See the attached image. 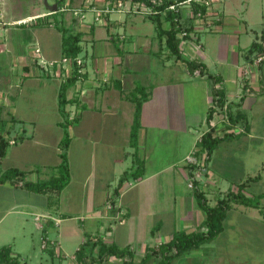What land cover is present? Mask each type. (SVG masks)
<instances>
[{
	"label": "crops",
	"instance_id": "1",
	"mask_svg": "<svg viewBox=\"0 0 264 264\" xmlns=\"http://www.w3.org/2000/svg\"><path fill=\"white\" fill-rule=\"evenodd\" d=\"M66 4L72 7L60 6L66 10L63 23L85 32L83 49L88 53L91 45L92 55L90 65L88 55L83 57L85 76L67 91L71 100L67 110L74 119L68 129L70 180L59 191L35 192L25 182L44 181L59 174L65 135L59 106L60 86L66 73L61 62L62 34L54 24L35 22L36 18L48 17L60 7L54 1L47 10L33 15L12 17L7 22L0 20V127L20 135L19 141L10 144L5 156L0 157V176L10 168L25 172L24 177L0 182V225L15 220L16 231L33 237L32 223L39 229L42 240H48L44 253L52 259L58 255L56 247L65 255L61 258H66L65 241L72 244L77 241L72 264H79L76 252L87 235L120 248L129 247L136 256L139 255L136 242L144 245L146 240L157 236L169 241L178 231L199 230L205 213L194 188L189 186L191 166L187 156L209 129L207 117L213 83L207 75L188 71L185 62L190 59L203 61L208 72L222 79L228 102L241 101L234 110L245 113L249 122L245 133L223 140L214 151L208 163L209 189L204 185L208 189L205 196L209 199L208 191L217 193L231 189L232 185L238 187L249 176L257 178L249 179L247 190L253 182L264 179L260 172L241 174L233 159L227 160L226 155L238 149H256L255 141L250 143L257 135L253 122L264 121V63L260 64L255 55L247 57L251 45L245 49L239 44L240 22L237 27H230L224 9L211 6L208 18L211 26H195V32L183 45L181 59H176L169 55L165 40L159 39L156 29L150 37L147 33L126 32V28L138 24L136 13L116 12L125 15L118 20L112 19L111 13L106 21L107 31L100 33L97 24L84 23L91 20L73 13L77 4L70 0ZM55 5L56 10L52 8ZM80 7L86 9L85 3ZM68 15H71L69 22ZM122 26L125 31L116 32ZM220 30L231 35L229 40L217 38L215 44L204 48L200 34ZM254 41L264 46V34L261 41ZM230 45L233 51L229 50ZM35 47L41 49L38 56L34 54ZM138 85L147 88L148 98L142 104L141 124L133 145L132 97ZM26 98L28 102L24 105ZM226 143L228 146H224ZM73 148H76L75 157ZM219 151L225 154L220 156ZM134 154L143 162V174L124 182L118 195H113L121 175L135 166ZM208 203L215 205L210 200ZM254 209L258 211L257 217H264L260 209ZM77 218L81 219L74 222ZM118 220L120 225L115 228L113 222ZM114 231L122 245L108 238L114 236ZM5 245L21 261H27L22 253L13 250L12 243ZM147 246L155 245L146 244L144 250ZM113 257L99 264H119ZM40 259L41 263L48 260Z\"/></svg>",
	"mask_w": 264,
	"mask_h": 264
},
{
	"label": "trees",
	"instance_id": "2",
	"mask_svg": "<svg viewBox=\"0 0 264 264\" xmlns=\"http://www.w3.org/2000/svg\"><path fill=\"white\" fill-rule=\"evenodd\" d=\"M133 3H144L151 7V11L147 14V18L151 20L158 33V37L161 40H165V48L169 52L171 57L181 59L183 54V41L191 38V34L195 32V19L198 17V12L201 11L203 16H207L208 6L198 2L197 0H164L162 3H153L151 0H132ZM191 6V14L184 17L181 13L182 5L187 3ZM172 4H176V9H168ZM64 5L67 7L65 0H59L58 6ZM52 13L48 17L36 18L37 25H50L54 24L56 28L61 32V51L62 57H68L73 62V72L61 83L59 91V106L60 112L64 118L63 125L65 129V135L61 142V163L59 165L58 176L44 181H26L25 186L35 192H42L46 190H61L64 188L70 180V166L68 159V148L71 143V136L69 134V126L74 122V119L70 118V113L67 110L71 100L68 99L67 91L69 87L74 85L78 79L84 77L85 74L79 72L80 66L77 64V58L83 52V36L85 32L74 29V27L65 25L63 23V14L65 9ZM53 18L52 21L50 19ZM221 20V18H220ZM218 20V21H220ZM169 24L168 27L165 24ZM186 32V35L181 37L179 34ZM255 55V58L264 54V46L262 42L254 41L251 44L250 49L247 51V57L249 55ZM186 67L190 73H199L201 75H207L212 80V105L209 108L207 121L209 129L202 135L198 142V147L201 152L206 154L205 162L206 167L210 162L214 151L219 144L231 137H235L245 133L249 129V122L247 115L241 111H235L234 107L241 105L240 102H228L226 91L222 85V79L215 74L208 72L206 65L199 59H190L186 62ZM264 63V58L260 61V64ZM148 98L147 88L142 85H138L135 89L132 100L135 103L134 120L132 124L131 141L132 144H136L138 137V129L141 124L142 104ZM223 113L228 118L229 122L233 126H240V131L226 130L222 135L218 132V127L212 124L216 114ZM0 127V157H4L9 147L8 141L2 136ZM135 155V154H134ZM135 166L126 170L120 177L118 186L114 190L113 195H118L119 188L131 178H138L143 174V162L134 156ZM25 172L17 168H10L0 176V182L12 180L16 177H24ZM193 172L191 169V177ZM256 177H250L248 179H256ZM195 197L200 207L204 210L205 218L202 226L199 230L190 233L184 231L176 232L173 237L167 241L155 246H147L144 252V256L137 264H146L151 258H159L160 264H171L175 258L184 255L194 249L200 248L203 244L216 239L224 231V221L227 218L228 212L233 203H239L247 207H253L260 209L264 214V192L259 194L247 195L244 193V189L247 185V181L239 184L236 192L230 191L223 197L219 198L215 205H210L205 196V193L199 188L197 180H193ZM113 200V197L111 198ZM113 202V201H112ZM155 229L153 230V233ZM98 247V254L95 249ZM115 256L117 258H123V264H136L134 259V253L129 247L120 248L116 244L106 243L101 238L95 239L91 235H87L86 239L76 252V258L79 264H99ZM0 264H29L27 261H21L18 256L12 254V248L8 245L0 247Z\"/></svg>",
	"mask_w": 264,
	"mask_h": 264
},
{
	"label": "rangeland",
	"instance_id": "3",
	"mask_svg": "<svg viewBox=\"0 0 264 264\" xmlns=\"http://www.w3.org/2000/svg\"><path fill=\"white\" fill-rule=\"evenodd\" d=\"M55 2L58 3L59 0H0V20L1 21H9V19L17 18V17H25L28 15H33L38 11L47 10L48 7ZM66 2L68 0H65ZM72 4H77V9L79 13H84L87 16H85V19L91 20V21H83L84 23L87 22L89 24H97L100 28L101 32L107 31V25L103 22H97L94 21V7H101L103 4H105L109 0H70ZM127 3L133 2L132 0H125ZM85 3L86 9H82L80 7L81 3ZM50 3V5H49ZM212 7L214 8H221L224 9V13L226 15V19L229 22V26L237 27L239 22L241 23L240 27L242 29L241 32L237 33L240 41L239 44L247 49L251 43L254 40H260L262 38V35L264 34V0H213L212 1ZM64 6V5H63ZM70 6V4H69ZM67 6V7H69ZM65 7V8H67ZM72 7V6H70ZM68 10V9H67ZM75 10L73 13L75 14ZM190 11V5L184 4L182 5V12L184 14H188ZM68 12H70L68 10ZM67 12V13H68ZM88 13V14H87ZM132 13H136L135 16L138 18V24L129 29L126 28L127 33H135V34H143L146 33L152 35L154 33L155 25L154 23L147 18L146 15L143 13H138L132 11ZM71 15H68L67 22L71 21ZM109 15L105 16V20L109 21ZM124 18L125 15L119 14V13H112V19L118 20V18ZM142 17H146V20ZM74 20V19H73ZM238 23V24H237ZM65 25H69L65 22ZM169 26V24H168ZM22 28V27H21ZM125 27H120L116 29V32H124ZM201 35V41L204 43V46L207 45V48L211 46V44H215L217 38L222 40H229L230 34H227L224 30H220V32H203ZM184 44V43H183ZM206 48V46L204 47ZM230 51H233V47L230 45L229 48ZM88 55L89 59V65L91 63V55H92V47L91 45L88 46V53L86 52V48L83 49V52L81 53V57H86ZM28 102L27 98L26 100H23L24 105ZM215 122L216 124L220 125L221 127H218V131L220 134L225 133L226 130H235L236 132L240 131V126H233L231 122H229L228 118H226L223 113L216 114L215 115ZM259 121L253 122V129H255L256 132V138L251 139L250 143L255 141V147L254 150H241L238 149L234 153H227L228 156L227 160L229 158L233 159V164L239 168L238 171L241 172V174H245L246 172L252 174L261 173L260 175L264 177V121L261 119H258ZM202 129H206V126H203ZM229 143H226L224 146H228ZM199 148V147H197ZM200 150V149H199ZM73 156L76 155V148H73ZM224 151H219L218 155L225 154ZM205 154V153H204ZM230 156V157H229ZM226 158V156H225ZM226 160V161H227ZM189 164V163H188ZM191 166V169L194 170V172L197 174L200 173L199 180H197L198 183L201 185V190L206 193V191L209 189V180H208V174H210V167L209 164L198 169L195 166ZM5 166V163L2 164V167ZM262 167V169H260ZM74 169L75 162H74ZM260 169V170H259ZM255 171V172H254ZM249 176L248 178H250ZM256 177V176H255ZM246 179L248 182L249 179ZM253 180V179H251ZM204 185L207 186V188L204 187ZM239 187V184H237ZM250 188L247 190L244 189V193L247 195H253V194H259L264 192V179L261 181L253 182L251 185H249ZM195 187V186H194ZM237 186H233L231 189H228L226 191L224 190H218L219 195L216 196L217 193L215 192H209V199L212 202V204L217 201V199L223 197L226 193L230 191L236 192L238 190ZM204 211V210H203ZM264 211V210H263ZM256 209L251 207H246L239 203H233L231 209L228 212L227 218L224 221V231L214 240L209 241L201 246L200 249H195V251H190L188 253H185L184 255L178 256L173 260V264H264V217H257ZM261 214L263 212L260 210ZM79 219H74V222H79ZM84 219V218H83ZM34 220V219H32ZM30 220L31 222H33ZM120 220L114 221L113 226H119ZM17 224H15V220H6L2 225H0V247L4 244L12 243L13 250L17 251L18 253H22V257H25V259L28 261L29 264H72V255H74V252L77 247V241L72 244V241H65L64 246L66 251V258H61L64 253L59 248L57 250V247L55 251L57 252V258L52 259L51 256L44 253V248L42 247V238L39 236L40 231L39 229H36L34 225L31 223V229L33 231V237H30L29 234H26L23 236L21 231H16ZM88 227V226H87ZM116 231V230H115ZM113 237H108L111 240L116 239V242L122 245V242L118 240V236L115 235ZM119 232V230H118ZM101 235L104 234V232H100ZM120 238H121V232ZM81 234V238H82ZM113 235V234H112ZM150 238L149 240H144L145 244L137 243L136 242V249L137 253L139 255L134 256L135 263L137 264L140 260V258L144 254L143 252L144 247L146 244L151 245H158L159 243H163L167 241V238ZM143 246V249H142ZM96 254H98V250L95 251ZM142 253V254H141ZM140 255H142L140 257ZM65 256V255H64ZM41 257H45L48 260H45L43 263H41ZM113 260L115 262H118L121 264L123 262V258H115L113 257ZM159 262V258L153 257L151 260H149L146 264H152ZM171 263V264H172ZM104 264H109L108 262Z\"/></svg>",
	"mask_w": 264,
	"mask_h": 264
},
{
	"label": "built area",
	"instance_id": "4",
	"mask_svg": "<svg viewBox=\"0 0 264 264\" xmlns=\"http://www.w3.org/2000/svg\"><path fill=\"white\" fill-rule=\"evenodd\" d=\"M153 3H162L164 0H151ZM190 1V0H189ZM189 1H187V3L185 2V4H189ZM198 2L202 3V4H205L208 6V12H207V16L204 17L202 12L199 11L198 12V17L195 19V25L196 26H205L206 24L208 26H211V21L208 19L209 16L211 15L210 14V11H211V6H212V1L213 0H197ZM65 9V8H64ZM168 9H176V4H172L168 7ZM94 10V22L97 23V22H103V23H106V20H105V16L106 15H109L111 13H114V12H138V13H143L144 15L149 13L151 11V7L149 5H146L144 3H133V2H130V3H127L125 0H109L107 1L105 4H103L101 7L97 8V7H94L93 8ZM181 13L184 17H187L191 14V6H190V11L188 14H184L182 12V8H181ZM75 15L76 16H80L81 19H83L85 17V14L84 13H79L78 10H75ZM181 37H183L184 35H186V32H182L181 34H179ZM187 40V39H186ZM183 41V43H185V41ZM184 44H182V47H183ZM40 52H41V49L40 47H35L34 48V54L36 56L40 55ZM264 58V54L263 55H260L258 56V60H262ZM64 63V68L66 70V73L64 75V77L62 78V82L66 80L67 77H69L72 72H73V62L70 58L68 57H62V61ZM77 64L80 66L79 68V72L81 73H84V58L79 56L77 58ZM61 69V68H60ZM1 105V104H0ZM4 130V131H3ZM1 130V133H2V136L8 141L9 145L10 144H15L19 141V137L20 135H18V133L16 134H10L9 132L5 131V129ZM200 148H194L187 156V162L189 164H191L192 166H195L196 168L198 167V169H201L203 168L205 165H206V162H205V158H206V154H204V152H201L199 150ZM193 171V176L191 177V182L189 183V186L191 188H194V183H193V180H198L199 176H200V173L196 175V173ZM37 219H40V218H37ZM49 246L48 244V240L47 239H43V242H42V247L43 248H47Z\"/></svg>",
	"mask_w": 264,
	"mask_h": 264
},
{
	"label": "water",
	"instance_id": "5",
	"mask_svg": "<svg viewBox=\"0 0 264 264\" xmlns=\"http://www.w3.org/2000/svg\"><path fill=\"white\" fill-rule=\"evenodd\" d=\"M52 8H53L54 10H56V9H57V5L53 6Z\"/></svg>",
	"mask_w": 264,
	"mask_h": 264
}]
</instances>
